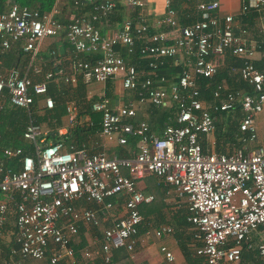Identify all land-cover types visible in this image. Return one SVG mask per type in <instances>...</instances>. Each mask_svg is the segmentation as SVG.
<instances>
[{"label": "built area", "instance_id": "2783aa9c", "mask_svg": "<svg viewBox=\"0 0 264 264\" xmlns=\"http://www.w3.org/2000/svg\"><path fill=\"white\" fill-rule=\"evenodd\" d=\"M117 1L127 10L143 7L140 0ZM117 1L72 0L73 6L89 9L65 25L54 17L60 0L46 13L17 3L0 13V69L16 44L25 57L0 74V112L6 103L23 112L22 138L29 144L28 152L4 147L0 137V264L24 259L107 264L113 250L135 260L143 239L173 233L168 224L144 227L139 209L153 196L137 184L149 176L184 202L192 253L201 264H241L245 251L252 264H264V134L259 136L256 127L264 109V0L238 4L236 17L258 16L256 41L249 39L247 24L236 26L234 15L219 13L220 0H191L196 19L184 26L173 0H163V14L153 23L138 12L101 34L97 24ZM61 35L69 48L66 56L43 50L46 40ZM120 50L145 65L125 61ZM226 55L240 62L230 74L250 91L230 90L220 82L207 102L198 79L212 78ZM168 59L183 68L173 79L157 75ZM115 78L134 99L111 107L100 94L89 109L99 115L101 139L120 146L135 140L128 157L63 142L81 121L92 126L87 115L79 120L74 101L64 106L66 126L44 129L36 122L39 113L53 108L50 83L74 87L78 81L85 86ZM146 104L172 109L173 123L156 132L143 120L133 122ZM235 111L240 114L235 143L216 152L206 139L215 132L217 115ZM49 133L58 139L49 140ZM95 228L99 235L91 234ZM159 251L172 262L166 248Z\"/></svg>", "mask_w": 264, "mask_h": 264}, {"label": "trees", "instance_id": "16d2710c", "mask_svg": "<svg viewBox=\"0 0 264 264\" xmlns=\"http://www.w3.org/2000/svg\"><path fill=\"white\" fill-rule=\"evenodd\" d=\"M117 1V0H116ZM188 1L187 7L183 8L184 3ZM54 0H0V13L6 12L11 4L17 3L20 6H26L29 9L36 10L39 13L48 12ZM221 6V5H220ZM222 7V6H221ZM220 7V8H221ZM172 8L176 10L179 14L178 24L180 26H184L195 20V16L192 10L191 0H173ZM89 9L88 5L85 7H76L73 6L72 0H60V2L56 5V14L54 15L55 19L61 24L65 25L70 22V17L72 15H76L79 13H84ZM138 9H128V15L126 17H132L138 13ZM125 18V17H124ZM123 19V6H121L118 2H116L115 10L107 16V19L110 23H119ZM155 32L153 28L149 27V33ZM59 43L63 42V36L61 35L58 39ZM121 51V50H120ZM22 54L21 50L17 53L9 52L4 59V64L6 66L14 65L18 59V56ZM123 54V53H122ZM86 58V57H85ZM88 58V57H87ZM135 58V57H134ZM137 61V60H136ZM145 63L143 61L138 60V64ZM142 66V65H141ZM240 66V62L230 56L226 55L222 59V64L219 66L216 74L210 78H199L197 82L198 90L200 92L201 97L205 101H210L211 91L214 86L220 82H224L225 86L230 90H238L241 92H249L250 87L243 81H241L237 74H230L229 68H237ZM257 66V65H256ZM139 67V66H138ZM183 68L181 66H176L171 60H167L166 64L157 70V75H164L168 77H172V79L181 72ZM84 85L78 81V83L74 87L70 86H62L59 83H50L47 87V95L50 96L53 100V108L51 110H44L45 120L47 121L50 128L58 127L60 125V118L64 114V106L68 101H74L77 110V116L81 118L84 115H87L92 121V126L86 128L84 124H77L72 132L63 138V142L73 144L74 146H78L81 143L85 142L87 133H94L99 131V115L96 113H91L90 104L96 99L94 97L87 98L84 93ZM107 98V95H104ZM158 111H153L151 116H158V119L161 120L159 124L161 128L165 124H170L173 117L172 109H164L157 108ZM140 113L137 111L135 117L133 118V122H137L139 120ZM232 115H235L236 118L231 120ZM220 117L215 123V132H214V149L216 152H223V148L221 144H232L235 143L234 135H237V125L239 121V112L235 111L234 113L229 114H219ZM227 118H226V117ZM78 117V118H79ZM151 118V117H150ZM226 118V119H225ZM170 121H169V120ZM53 120V121H52ZM227 120V129L222 131V123ZM53 123H51V122ZM23 122L24 115L23 112L19 109H13L9 106V104H4L1 112H0V137H1V146L4 147H13V148H21L25 152L29 150V144L22 138L23 131ZM37 122V119H36ZM151 121L148 122V126L150 129L155 128ZM164 122V123H163ZM38 123V122H37ZM163 123V125H162ZM47 138L51 141H55L56 136H52L51 133L48 134ZM135 143L134 139L128 140V146H118L115 148V153L118 157H128L129 152H127L126 147L133 148ZM143 184L145 186L144 193L151 194L153 196V201L151 204L143 206L140 208L141 214L147 218L148 216H152L156 219L157 222H164L163 214H161V209L166 206L163 202L164 189L163 187L156 182L154 177H146L143 179ZM185 208H178L173 211V216L171 219L170 225L174 230V236L177 238L181 250L183 258L186 264H200V260L191 256L192 251V243L189 239V235L186 237L187 240L183 241L182 234L184 232V228L188 227V224L185 221L186 217ZM80 231L81 228H80ZM94 233H99L98 229L95 228L92 230ZM142 232V229L140 230ZM81 245L84 244L83 238L80 237ZM252 254L250 252H243L241 255L242 263L241 264H252ZM132 260L123 253L122 250H113L111 254V258L109 263L107 264H133ZM91 264H103L100 260H95Z\"/></svg>", "mask_w": 264, "mask_h": 264}, {"label": "crops", "instance_id": "0c3cea01", "mask_svg": "<svg viewBox=\"0 0 264 264\" xmlns=\"http://www.w3.org/2000/svg\"><path fill=\"white\" fill-rule=\"evenodd\" d=\"M140 1L143 3V7L138 9L137 11L140 14H142L143 19L148 24L153 23L155 20H157V18H159L163 14V0H140ZM117 2L121 5L120 1H117ZM235 3H236V8L233 12H224L223 8L220 6L221 8L219 10L220 11L219 13L220 14H231V15H234L236 17V15L238 14L239 0H235ZM127 15H128L127 9L123 8V18L126 17ZM235 22H236V26L240 25L242 23L247 24L248 33H249V37H250L249 39L252 41L257 40L258 16L254 15V14L247 16V18H242L241 16H237L235 18ZM97 27H98L100 33L104 34L107 31L113 29L114 25H113V23H110L109 20L102 19L97 24ZM44 46L45 47L43 48V50L45 52H47L49 50H55L59 53H62L64 56H66V54L68 53V50H69L67 44H65V42L59 43L58 39L46 40ZM19 50H21L20 44H16L11 50H9L6 53V55L2 59V67H3L2 69L3 70L0 69V74H4V72L8 68H10L12 66H16L25 60V57L23 56V54H20L14 65L12 64L10 66H6L4 64V59L9 52L14 54V53L19 52ZM120 55L127 62H130L136 66H139V67L143 66L142 63L138 64V61H136L133 57L125 54V52L123 50L120 51ZM64 65H65V62H64ZM230 69H231V67L229 68V73H230ZM60 85L65 86L63 84H60ZM84 87H85L84 93L88 99L92 98V97L96 98V96L103 94V95H107V98L110 100V103L114 104V105L123 104L124 102H126L129 99H134V95L131 92L122 90V88L120 86V80L117 78L112 79V80H108L104 84L91 83V84L85 85ZM158 110L159 109L151 107L147 104L142 106V107H139L137 109V111L140 113V115L138 117L139 120H137V121L143 120L147 124L149 121H151L150 124H152L155 127V128H152L151 130L157 132L158 130L162 129L161 125L159 124V122H161V120L158 119V116H151V114L153 113V111H158ZM218 119H220L219 116H217V120ZM232 119H234L233 115L231 117V120ZM239 119H240V116H239ZM163 123H162V125H163ZM256 127H257V131H258L259 136L264 134V109L261 112V114H259L256 118ZM210 138H211V136L207 137V139H206L207 143L206 144H207V146H209L211 148L212 147L211 143L213 142L215 145V142L213 140H210ZM232 144H234V143H232ZM232 144H228L225 148L222 147V148H224L223 152L228 151ZM81 145H85L88 148L90 153L101 151V152H104L107 156H116V157H118V156L115 153V150H116L115 148L120 146V145L115 144V142H107V141L101 139L98 135V131H96L94 133H87L86 138H85V142L81 143L78 146H81ZM126 146H128V145H126ZM126 149H127V152H129V150L132 148L126 147ZM143 179L140 180L137 185H138V188L140 190H142V192L144 193L143 190H145V186L143 184ZM163 189L165 191L164 192L165 198L163 199L164 203L168 200V197L171 196V194L174 196L175 200H179L178 198L175 197L174 193L169 188L163 187ZM176 203L173 204L174 210L178 209V208H184V206H185L184 202L181 200H179ZM88 207L94 208L93 204H88ZM141 207H143V206H141ZM139 211H140V209H139ZM140 214H141V212H140ZM142 217L144 218V227H148L149 225H151L152 228H155V227L160 226L162 224L170 225V223L168 221L165 223L164 222L163 223L157 222L156 219L153 217V215L148 216L147 218H145L142 215ZM171 228H172V226H171ZM183 230H184V232L181 236L183 238V241H185V240H187L186 237L188 236L187 227L184 228ZM91 234L92 235H99V233H94L93 231L91 232ZM161 246L166 248V250L172 254V256H173L172 262L167 263L164 261L163 255L159 251V248ZM123 253L126 254L124 251H123ZM134 255H135V260L131 261L133 264H140V263H145V264H173L174 258L176 260L175 264H182V263L186 264V262L183 258V255H182V250H181L180 244H179L177 238L174 236V230H173V233L171 236H169L168 238L162 239V240H155L154 238H152L150 236L146 239H143L142 242H139V244L135 248ZM191 256H193V253H191ZM200 264H201V260H200Z\"/></svg>", "mask_w": 264, "mask_h": 264}, {"label": "rangeland", "instance_id": "374dc122", "mask_svg": "<svg viewBox=\"0 0 264 264\" xmlns=\"http://www.w3.org/2000/svg\"><path fill=\"white\" fill-rule=\"evenodd\" d=\"M220 5L222 6L224 12H233L236 8L235 0H220ZM109 100V99H108ZM110 102V100H109ZM111 107H114V104L110 103ZM233 118H236L235 115H233ZM37 122L41 128L48 129L50 126L48 125L47 121L45 120V114L39 113L37 115ZM51 122V121H50ZM52 123V122H51ZM53 124V123H52ZM60 125L66 126L67 121L64 116L60 118ZM227 129V120L224 121V124L222 123V131H225ZM210 140L214 141V135L211 136ZM228 144H221L222 147H226ZM223 148V149H224ZM179 200H175L174 196L171 194V196L168 197V200L165 202L166 206H164L161 209V213L164 217V223L165 222H171L172 216H173V204L178 202ZM177 204V203H176ZM171 227V226H170ZM176 263V260L174 258L173 264ZM18 264H46L43 260H34V259H24L21 260ZM185 264V263H182Z\"/></svg>", "mask_w": 264, "mask_h": 264}]
</instances>
